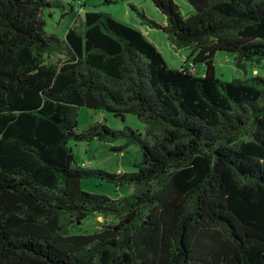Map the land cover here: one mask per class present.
<instances>
[{"label": "trees", "instance_id": "trees-1", "mask_svg": "<svg viewBox=\"0 0 264 264\" xmlns=\"http://www.w3.org/2000/svg\"><path fill=\"white\" fill-rule=\"evenodd\" d=\"M152 2L166 22L131 8L193 68H169L109 13L87 12L62 40L43 16L59 2L0 0V264H264V77L222 81L214 66L219 52L244 71L264 63V0H187L188 16ZM81 107L134 114L146 133L79 132ZM121 138L113 150H141L135 172L85 169L68 145ZM92 177L132 193L83 191ZM94 215L99 230L74 233Z\"/></svg>", "mask_w": 264, "mask_h": 264}, {"label": "rangeland", "instance_id": "rangeland-1", "mask_svg": "<svg viewBox=\"0 0 264 264\" xmlns=\"http://www.w3.org/2000/svg\"><path fill=\"white\" fill-rule=\"evenodd\" d=\"M61 4V7L46 8L43 16L46 21V31L55 34L60 39H65L68 30L75 25L77 30L82 31L85 14L90 11L109 13L116 19L134 26L143 32L145 37L152 42L162 53L169 68L191 69L192 60L188 59L189 51L185 49L176 50L170 44L167 34L162 31L149 28L141 23L136 12L131 8L136 6L140 11L145 12L149 18L157 22H166L165 16L154 5L152 0H51ZM181 7L182 14L188 16L194 12L193 7L187 0H176ZM79 7L78 14L72 9ZM81 9V11H80ZM76 20V23H75ZM215 75L222 81H232L236 78H252L254 76L264 77V63L248 65L247 70H241L235 65V56L227 52H219L216 55ZM194 70L198 76H204L206 67L204 64H196ZM94 123H104L113 130H123L127 127L146 133L145 124L134 114L126 115L125 119L115 117L105 110H92L81 107L78 111V131L83 132ZM126 144V139L121 138L114 142H103L94 139L90 142H76L70 140L68 145L72 148L79 163H84L85 169L104 170L109 173H130L135 172L134 164L141 161L142 153L138 146H127L122 152L115 151ZM83 191L101 196H108L113 199L131 195L133 188L125 185L117 187L114 183L99 178H85L81 181ZM101 216H92L82 224L78 223L75 234L92 233L99 230L106 222Z\"/></svg>", "mask_w": 264, "mask_h": 264}, {"label": "built area", "instance_id": "built-area-1", "mask_svg": "<svg viewBox=\"0 0 264 264\" xmlns=\"http://www.w3.org/2000/svg\"><path fill=\"white\" fill-rule=\"evenodd\" d=\"M82 167H85L86 165L84 163L81 164Z\"/></svg>", "mask_w": 264, "mask_h": 264}, {"label": "crops", "instance_id": "crops-1", "mask_svg": "<svg viewBox=\"0 0 264 264\" xmlns=\"http://www.w3.org/2000/svg\"><path fill=\"white\" fill-rule=\"evenodd\" d=\"M143 33V32H142Z\"/></svg>", "mask_w": 264, "mask_h": 264}]
</instances>
